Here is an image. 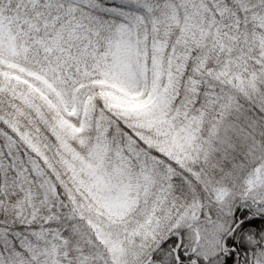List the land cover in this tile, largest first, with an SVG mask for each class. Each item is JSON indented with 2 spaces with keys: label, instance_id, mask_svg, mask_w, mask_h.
Returning a JSON list of instances; mask_svg holds the SVG:
<instances>
[{
  "label": "snow or ice",
  "instance_id": "snow-or-ice-1",
  "mask_svg": "<svg viewBox=\"0 0 264 264\" xmlns=\"http://www.w3.org/2000/svg\"><path fill=\"white\" fill-rule=\"evenodd\" d=\"M0 264H264V0H0Z\"/></svg>",
  "mask_w": 264,
  "mask_h": 264
}]
</instances>
